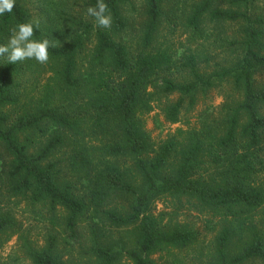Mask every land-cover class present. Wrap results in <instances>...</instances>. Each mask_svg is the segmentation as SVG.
I'll return each instance as SVG.
<instances>
[{
  "label": "trees",
  "instance_id": "obj_1",
  "mask_svg": "<svg viewBox=\"0 0 264 264\" xmlns=\"http://www.w3.org/2000/svg\"><path fill=\"white\" fill-rule=\"evenodd\" d=\"M142 1L140 12L132 7L131 20L123 10L129 0H106L112 25L94 28L84 72L78 71L77 56L91 24L70 19L63 38L55 26L39 25L35 32V39L52 43L49 62L57 84L73 96L84 95V105L75 107L83 117L44 98L11 119L6 110L19 104L12 86L19 66L0 63V150L6 155L0 158V205L22 196L61 209L66 247L78 243L85 218L91 224L86 264H156V255L171 256L197 242L198 234L189 227L163 224L150 213L158 200L185 198L222 223L206 264L264 263V235L253 223L257 212L264 214V82L258 81L264 80V0ZM94 4L88 0L85 8ZM19 22L33 21L16 2L12 14L0 17V43ZM227 25L236 28L232 39L223 33ZM133 29L135 47L120 38ZM177 29L194 51L179 54L181 45L174 49L167 37ZM213 47L230 51L233 60L207 68ZM222 84L239 98L222 106L219 122L203 113L197 129L178 132L179 140L152 149L140 119L152 111V103L176 96L162 113L167 123L177 124L184 109ZM61 97L73 106L69 96ZM43 127L51 135L31 153L32 135ZM66 142L73 184L60 180L48 162ZM105 225L133 229L128 247L103 236ZM14 228L15 221L0 207V237ZM22 251L29 264H76L63 260L54 236L42 248L26 241Z\"/></svg>",
  "mask_w": 264,
  "mask_h": 264
},
{
  "label": "rangeland",
  "instance_id": "obj_2",
  "mask_svg": "<svg viewBox=\"0 0 264 264\" xmlns=\"http://www.w3.org/2000/svg\"><path fill=\"white\" fill-rule=\"evenodd\" d=\"M88 0H16L27 12L31 15L33 22H38L40 27L52 28L55 26L59 30V34H68L70 25L67 23L70 19L79 18L91 24L93 28L86 36L83 48L77 56L78 71L84 72L88 68L91 51L95 44V22L86 16L85 3ZM142 0H129V4L124 7V15L134 19L135 14L132 7L140 12L142 9ZM166 4H164L165 6ZM135 11V12H136ZM131 12V13H130ZM83 30V28L81 29ZM234 26H225L223 33L228 38L232 39L235 33ZM169 30L163 33L167 35ZM137 32L135 29L124 32L120 38L135 47ZM163 35L162 36H166ZM169 42H172L174 49H179V54L187 53L188 50L195 49L194 46L186 43L187 35L180 30H176L174 35L167 37ZM219 49L213 47L207 52L209 62L205 65L207 68L214 63L227 65L233 60L230 51L219 53ZM204 54V51H201ZM221 52V51H220ZM5 59L0 57V63ZM30 63V64H28ZM18 76L15 78L12 86L20 98L19 104L16 107H11L6 110L11 119L16 118L23 112H28L31 102H42L45 98L50 100L51 104H58L60 107H65L73 114L83 117L76 106L84 105V95L78 93L76 96L61 87L56 82V68L51 62L46 64H37L35 61L18 62ZM204 67V65L202 66ZM179 78V77H177ZM263 78H258L259 82H264ZM62 94H66L73 102V106H69L68 101H64ZM196 105L192 109H184L179 116L177 124H169L165 121L162 110L167 104L176 101V96H170L168 99L160 98L159 101L152 103V111L140 117L143 122V128L147 133L151 147L154 151L171 140L172 138L180 139L178 132H186L187 130L197 129L201 115L208 113L216 122H219L224 116L223 105H231L232 101H237L238 96L232 91L229 84H222L211 90L205 97H198ZM66 100V99H65ZM264 116V109H262ZM51 130L48 127H43L41 132L32 135L33 143L31 144V153L44 145L51 135ZM87 140V139H86ZM87 142H89L87 140ZM90 144V142H89ZM70 142H66L64 146L57 149L50 157L48 162L55 165V170L58 173L60 180L70 184L75 183V177L71 173V168L66 162V154L69 150ZM0 158L6 159V155L0 150ZM129 166V163H128ZM263 179V178H262ZM264 182V180H263ZM2 212H8L16 223V228L8 233V235L0 237V264H29L22 248L26 241L30 242L35 248H42L45 245L46 239L49 236H54L58 239V248L63 254V260L76 264H86L87 246H89L90 222L84 218L80 224V238L78 243L70 241L68 247L63 243L66 238L63 226L64 212L59 208H51L47 203L32 204L28 198L18 196L10 198L5 204L0 205ZM151 215L159 219L163 224H179L192 229L198 234L197 242L183 250H174L171 256L166 252L156 255L154 258L156 264H206L211 261V253L213 241L221 230L222 223L219 218L213 217L209 213H201L194 209L191 202L185 198H163L156 201L151 207ZM88 216L90 214H87ZM255 226L263 232L264 235V214L257 212L253 220ZM94 229V226H92ZM101 229L103 226H99ZM133 229L120 230L111 228L109 225L104 226L103 236L114 243H119L120 240L128 247L133 236ZM25 239V240H24ZM123 264H128L123 261ZM247 264H264L258 261Z\"/></svg>",
  "mask_w": 264,
  "mask_h": 264
},
{
  "label": "clouds",
  "instance_id": "obj_3",
  "mask_svg": "<svg viewBox=\"0 0 264 264\" xmlns=\"http://www.w3.org/2000/svg\"><path fill=\"white\" fill-rule=\"evenodd\" d=\"M16 0H0V17L12 14ZM86 16L93 18L95 26L109 29L112 16L106 0H95L94 6L86 9ZM39 29L38 22H19L9 29L7 41L0 43V57L7 64H17L24 61H35L46 64L49 61V49L52 43L47 38L35 39Z\"/></svg>",
  "mask_w": 264,
  "mask_h": 264
}]
</instances>
